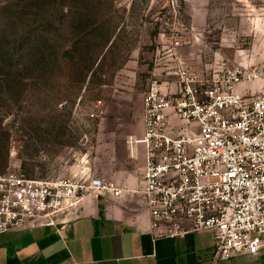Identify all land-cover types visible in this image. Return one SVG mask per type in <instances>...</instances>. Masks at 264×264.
<instances>
[{
    "label": "rangeland",
    "instance_id": "374dc122",
    "mask_svg": "<svg viewBox=\"0 0 264 264\" xmlns=\"http://www.w3.org/2000/svg\"><path fill=\"white\" fill-rule=\"evenodd\" d=\"M39 1L0 0V173L114 182L103 136L124 111L117 96L136 102L127 91L136 71L142 101L145 74L131 61L163 57L175 39L204 44L209 74L220 64L255 69L244 85L264 93V0H42L43 16Z\"/></svg>",
    "mask_w": 264,
    "mask_h": 264
},
{
    "label": "built area",
    "instance_id": "2783aa9c",
    "mask_svg": "<svg viewBox=\"0 0 264 264\" xmlns=\"http://www.w3.org/2000/svg\"><path fill=\"white\" fill-rule=\"evenodd\" d=\"M175 77L173 92L155 79L147 84L143 135L128 141L144 147L137 193L151 230L157 237H178L211 229L210 264L256 256L264 247V93L247 96L238 87L258 73L220 64L203 77L177 62ZM82 190L112 197L132 192L109 181L87 187L67 178L0 173V235L71 216Z\"/></svg>",
    "mask_w": 264,
    "mask_h": 264
},
{
    "label": "crops",
    "instance_id": "0c3cea01",
    "mask_svg": "<svg viewBox=\"0 0 264 264\" xmlns=\"http://www.w3.org/2000/svg\"><path fill=\"white\" fill-rule=\"evenodd\" d=\"M203 45L196 38L178 46L169 41L162 47L163 57L139 53L131 63L133 68L140 65L145 74L144 90L150 79H155L163 90L173 92L170 81L177 62L209 75L213 66L209 64L211 56L200 53ZM138 72H133L127 88L128 93L138 92L136 102L117 96L121 99L115 105L124 111L108 120L110 132L103 136L113 151L114 182L132 192H124L120 197L86 193L74 213L54 225L15 229L0 235V264H210L214 244L211 229L188 231L178 237H157L137 193L142 187L144 147L140 143L130 145L128 141L139 140L144 130L141 91L136 86ZM238 88L244 95L254 94L250 85ZM216 264H264V247L256 256L240 254Z\"/></svg>",
    "mask_w": 264,
    "mask_h": 264
},
{
    "label": "trees",
    "instance_id": "16d2710c",
    "mask_svg": "<svg viewBox=\"0 0 264 264\" xmlns=\"http://www.w3.org/2000/svg\"><path fill=\"white\" fill-rule=\"evenodd\" d=\"M39 2H42V3H40L39 5H37L36 11H38V13L40 14V16H43V12H44V10H45V8L47 7L48 4H44L42 0H40ZM112 44H113L112 36L111 37L110 36L107 37L106 40H105V53L109 51V49L111 48ZM101 55H99V61L97 63V66L101 62V59H102L101 58Z\"/></svg>",
    "mask_w": 264,
    "mask_h": 264
}]
</instances>
